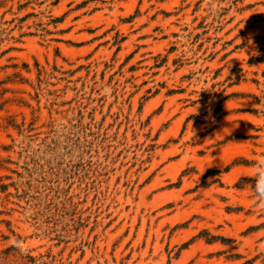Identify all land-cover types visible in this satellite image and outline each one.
Listing matches in <instances>:
<instances>
[{
    "label": "rangeland",
    "instance_id": "1",
    "mask_svg": "<svg viewBox=\"0 0 264 264\" xmlns=\"http://www.w3.org/2000/svg\"><path fill=\"white\" fill-rule=\"evenodd\" d=\"M264 0H0V264H264Z\"/></svg>",
    "mask_w": 264,
    "mask_h": 264
},
{
    "label": "clouds",
    "instance_id": "2",
    "mask_svg": "<svg viewBox=\"0 0 264 264\" xmlns=\"http://www.w3.org/2000/svg\"><path fill=\"white\" fill-rule=\"evenodd\" d=\"M253 193L258 201L264 202V164H261L260 169L256 174Z\"/></svg>",
    "mask_w": 264,
    "mask_h": 264
}]
</instances>
